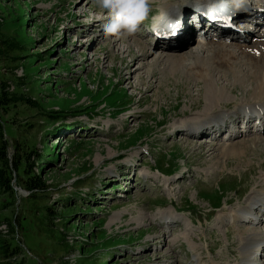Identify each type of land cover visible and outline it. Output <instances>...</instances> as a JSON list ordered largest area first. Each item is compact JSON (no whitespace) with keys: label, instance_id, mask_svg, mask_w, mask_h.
Segmentation results:
<instances>
[{"label":"rangeland","instance_id":"1","mask_svg":"<svg viewBox=\"0 0 264 264\" xmlns=\"http://www.w3.org/2000/svg\"><path fill=\"white\" fill-rule=\"evenodd\" d=\"M164 2L174 0H147L143 20ZM105 17L93 0H0V91L35 103L0 108L8 167L0 169L11 188L0 184V264H240L236 234L256 227H222L219 219L263 187L261 145L251 133L231 140L233 150L246 141L244 154L232 152L240 161L228 151L216 164L229 141L180 132L182 122L204 118L201 79L166 71L159 87L162 65L152 66L164 53L153 48L135 62L131 37L147 41L145 22L132 34L105 37ZM125 46L131 53L122 59ZM249 87H233L207 111L235 110L251 99ZM28 173L44 187L25 189ZM163 214L174 217L170 231L159 225Z\"/></svg>","mask_w":264,"mask_h":264},{"label":"bare ground","instance_id":"2","mask_svg":"<svg viewBox=\"0 0 264 264\" xmlns=\"http://www.w3.org/2000/svg\"><path fill=\"white\" fill-rule=\"evenodd\" d=\"M204 1L205 0H200V2H204ZM261 1H264V0H261ZM184 2L180 0H174V2L172 3H168V2L162 3L159 8V13L154 15L153 21L157 20L164 14H167L166 16L168 19L176 11H178L179 7L182 6ZM257 6L259 8H263L261 2L257 3ZM259 12L264 14V9H262V11H259ZM179 24L180 22L177 25ZM179 27L183 30L182 24H180ZM135 35H133L131 38L135 46L137 47L138 55L135 58V62L137 63L145 59V57H147L150 54L149 50L153 48H157V47L156 45H153L149 41H144V43L140 42ZM193 36L194 35L187 36L191 38L190 41L186 39L182 40L181 42L176 41L172 43L170 46H167L166 49H162L161 53H164L162 54L163 57L161 58L162 63L155 61L154 66H152V68L155 69L156 65L158 64L162 65L159 68V73H161L162 75V78L158 80L160 83L159 87L162 86V82L166 78L165 74H167L168 71L170 72V74H172L173 77L177 78L179 77L177 72H179L180 70L181 74H185L186 76L194 75L198 79H201V82H203V89H201L202 90L201 94L205 100V104H204L203 110L200 111V113L202 112L201 115H203L204 118H202L201 120H197V121L194 119L195 121L193 120L190 122L181 121L183 123V124H180L181 129H182L181 131L187 130L190 133L188 138L194 139L195 137H192V136H196L195 134L199 135L204 132L206 133V131L204 130L208 129L207 125L213 124L211 125V127L218 126L220 125L222 121H225L226 118L232 117L235 120H238L240 117H247V119L249 120L251 116L250 113L255 108H257L259 111L262 112V114L259 115V119L264 120V35L254 36L253 38L251 37L247 43L245 42L243 44L235 43V42H226L224 39L215 38L212 36L210 40L205 41L204 40L206 38L205 36L203 40L201 38L199 40H196L197 42L194 45V49L189 48L190 50L189 49L185 50L187 46L192 44L191 41H193L194 39ZM122 39L123 41H126L124 37ZM182 44H184L183 48L178 53H174V50ZM123 52L125 53V55L121 57L122 59H124L126 54L131 53L130 47L125 46ZM111 58L116 59L118 58V56L114 53L111 55ZM142 67H143V63H140L136 67L135 70L140 71ZM135 70H133L131 74L129 73V77L132 78V75H134V78L138 77V84H136V86H140L143 83V79L139 78V74L137 75ZM166 71L167 73H165ZM146 73L149 78L154 77L153 71L150 68L148 69V71H146ZM217 74H220V77L215 78L214 76ZM229 76H235V78L229 79ZM222 78H224V80H222ZM224 81H228L231 87H228L229 83H224ZM247 85L251 86L249 87L250 89L248 90V94H250L249 96H251V99L249 100V102L247 101L244 103L242 102L236 103L237 108L235 110H229V111L219 110L218 112L216 111L208 112L207 111V110L212 109V105H216L217 103H221V101H224L225 100L224 98L226 95L228 96L230 93H233L232 92L233 87L237 88V87H242V86H247ZM226 105H227V102H226ZM261 125L264 126V124H261ZM184 126H186L185 129H183ZM197 128H201L203 130L197 133L193 132V129H197ZM246 131H249V129L248 130L245 129V133ZM228 135H229V138L234 137L232 140H235L237 139V137L242 136V135H239L238 131H235L234 134L230 133ZM227 141H229V144L227 145L229 148H226L227 146L224 145V147L220 149V151L216 154V157H217V161L215 162L216 164L219 163L218 161L219 158L227 157L228 156L227 154L229 153L236 152L237 154H241L240 153V150H241V152L244 154L245 151L242 149H245V148L247 149L245 140L242 142L244 145V148H242L243 147L242 146L236 150L232 149L234 147V145L232 144V141L231 140H227ZM262 141H264V139L263 137L260 136V134L259 135L257 134V136H255L253 139L251 138V143L260 144L262 150L264 151V142ZM249 147L251 146L249 145ZM206 152L208 153L210 151H206ZM235 155H236L235 153H232L231 155L229 154V156H235ZM240 158L241 156L239 158L236 157V161H240ZM244 163L246 164L247 162H244ZM260 180L263 182V187L259 190L253 189L251 193H249L247 197V201L243 205H241V208L239 209V211H235L233 213H229L230 212L229 211L227 215L224 214L220 216L221 220L219 219V221L221 222L222 227L229 226V225L234 228L239 227V226L247 227L246 223H242L240 221V219L243 218L242 214L246 210L250 209L251 207H259L262 209V205L264 204V176L263 175H261ZM159 219H163L165 222H171L173 221L174 217H170L168 215L163 214L162 216L159 217ZM258 221H261V218L259 220H256V222ZM249 223L250 224L248 225L254 226L252 224V221ZM225 229H228V228L226 227ZM236 235L238 237V242L241 246V249H240L241 257L244 260L249 261L248 258H250V256L252 255L251 247L253 246L254 240L260 236V232L257 229L251 232L249 231L248 228H243L241 230H238Z\"/></svg>","mask_w":264,"mask_h":264},{"label":"clouds","instance_id":"3","mask_svg":"<svg viewBox=\"0 0 264 264\" xmlns=\"http://www.w3.org/2000/svg\"><path fill=\"white\" fill-rule=\"evenodd\" d=\"M93 4L106 14L99 26L105 37L132 34L148 12L147 0H93Z\"/></svg>","mask_w":264,"mask_h":264},{"label":"trees","instance_id":"4","mask_svg":"<svg viewBox=\"0 0 264 264\" xmlns=\"http://www.w3.org/2000/svg\"><path fill=\"white\" fill-rule=\"evenodd\" d=\"M8 99V100H6ZM22 100L20 98H18L16 101L15 99H13L11 96H4V93L2 91H0V108H3L4 110L9 109L10 107H12L14 105V103L17 102H21ZM22 103L24 104H29L33 107H35V103L31 102L30 100H23ZM3 146H0V163L3 165V167H6V163H4V161H6L5 159V155H3ZM15 161V167L19 168L18 165V161ZM5 169L2 168L0 169V184L3 187V191H7V190H11V188L9 187V176L6 177L5 175ZM23 172H25V166L23 167ZM21 183L23 184V187L27 190H36V189H42L44 187V182L41 180V177L38 175H34V174H26L24 176L23 181H21ZM8 245L4 244L3 245V253L5 252V255L8 254V249H7ZM12 250V249H11ZM8 256V255H7Z\"/></svg>","mask_w":264,"mask_h":264}]
</instances>
